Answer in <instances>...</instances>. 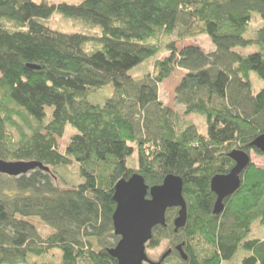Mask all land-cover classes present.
I'll use <instances>...</instances> for the list:
<instances>
[{
    "label": "trees",
    "instance_id": "16d2710c",
    "mask_svg": "<svg viewBox=\"0 0 264 264\" xmlns=\"http://www.w3.org/2000/svg\"><path fill=\"white\" fill-rule=\"evenodd\" d=\"M255 12L263 24L247 37ZM55 13L77 19L78 28H54ZM202 33L214 51L184 43ZM250 45L259 49L234 50ZM151 60L152 70L130 73ZM178 69L175 100L186 115L206 116L207 134L193 123L181 127L160 98V84ZM252 71L264 80V0H0V158L50 168L0 173V264L33 255L44 260L30 264H118L108 252L119 240L114 186L135 172L149 186L168 174L183 178L185 227L174 231L178 209L170 208L147 244L184 242L188 259L174 251L168 263L222 264L243 245L244 264H264V238L245 240L264 222V165H248L220 214L211 189L212 177L233 167V149L264 156L250 144L264 133V87L254 92ZM109 84L114 93L104 103L88 100ZM68 125L77 132L62 151ZM72 163L84 181L62 186L53 168Z\"/></svg>",
    "mask_w": 264,
    "mask_h": 264
},
{
    "label": "water",
    "instance_id": "95a60500",
    "mask_svg": "<svg viewBox=\"0 0 264 264\" xmlns=\"http://www.w3.org/2000/svg\"><path fill=\"white\" fill-rule=\"evenodd\" d=\"M250 144L264 153V133L255 137ZM229 156L234 160L230 171L215 174L211 179V189L217 196L214 214H220L224 210L225 199L240 188L241 176L252 162V152L245 149H233ZM37 168L50 171L41 161H8L0 158L1 174L19 177ZM183 190V178L177 174H168L161 184L153 186H149L138 172L116 182L113 194L116 203L113 227L119 240L108 252L118 264H165L173 249L165 251L159 260H153L147 253V244L153 238V229L156 226L167 225L166 214L170 208L178 209L173 220L174 231L178 232L185 227L188 206ZM176 250L183 259H188L184 242L177 244Z\"/></svg>",
    "mask_w": 264,
    "mask_h": 264
},
{
    "label": "rangeland",
    "instance_id": "374dc122",
    "mask_svg": "<svg viewBox=\"0 0 264 264\" xmlns=\"http://www.w3.org/2000/svg\"><path fill=\"white\" fill-rule=\"evenodd\" d=\"M39 1V0H37ZM53 3H79L83 0H47ZM52 20V21H51ZM50 24L52 23L54 28L61 29L64 31H73L78 28L76 24L77 19H72L63 16L60 13H55L54 16L50 19ZM76 23L75 25L73 24ZM263 20L259 13H253V22L250 31L247 33V37H256V31L262 26ZM255 31V32H254ZM169 40H176L175 35L167 36ZM184 43H195L201 45L207 51H214L216 49L214 43L211 40V37L202 33L197 36L191 37L187 39ZM182 45V43H179ZM88 49V46H86ZM259 47L257 45H250L248 47L238 46L234 48V50L239 51L245 55L257 51ZM89 50V49H88ZM167 51V48H162V52ZM165 54V53H164ZM153 60L145 61L140 63L139 65L133 67L130 70L132 75H141L145 71H150L153 68ZM183 70L178 69L175 74H173L169 79L160 84V98L161 100L168 106L174 108L179 114V121L181 122V127L187 124H196L199 131L203 134H207V121L206 116L200 113H191L186 115L184 113V106L182 104H178L175 100V89L176 86L180 83L182 78ZM251 82L254 92L260 91L264 87V80L261 79L255 71L251 72ZM114 93V86L112 84L106 85L104 87L98 88L94 93L88 96V100L93 103H104L105 100L111 97ZM77 130L73 128L71 125L67 126L66 133L62 139L59 140L60 148L62 151L65 150L66 145L68 144L71 136L76 133ZM136 156V154H135ZM252 161L264 165V156L257 155L252 151ZM130 164V162H129ZM55 171H58L61 176H59L60 184L62 186H70L72 184H77L84 181V177L81 175V169L78 167L77 163H72L66 166L59 165L53 168ZM62 179V180H61ZM36 224L39 225V228H42L43 233H48L49 230L41 227V223L38 222V219H34ZM38 222V223H37ZM264 238V222L256 221L252 227L250 232L247 234L245 240L252 239H263ZM170 240L165 239L161 244L157 247L151 248L147 246V253L149 257L153 260H159L162 255L167 251L169 247ZM250 254V251L246 249L243 245H240L237 252L229 259L223 261L222 264H244L243 259ZM31 258L37 260H44L43 257L33 255ZM31 258L26 263L20 264H30L32 261ZM176 257L173 256L171 260H175ZM170 259V258H169ZM177 261V260H176ZM167 262V261H165ZM172 262H167L166 264H171ZM147 264V263H145Z\"/></svg>",
    "mask_w": 264,
    "mask_h": 264
},
{
    "label": "flooded vegetation",
    "instance_id": "af4514ba",
    "mask_svg": "<svg viewBox=\"0 0 264 264\" xmlns=\"http://www.w3.org/2000/svg\"><path fill=\"white\" fill-rule=\"evenodd\" d=\"M177 244H179V243H177ZM177 244H175V246L170 245V246L168 247V249H169V248H172V249H173V250H172V253H173L174 251H177V250H176V245H177ZM168 249H167V250H168ZM177 252H178V251H177ZM179 255H180V254H179ZM166 260H167V258H166ZM166 260H165V261H166ZM166 263H167V262H165V264H166ZM147 264H148V263H147Z\"/></svg>",
    "mask_w": 264,
    "mask_h": 264
}]
</instances>
